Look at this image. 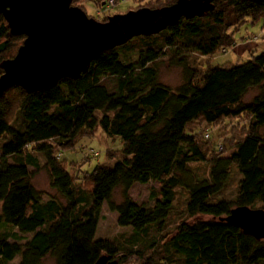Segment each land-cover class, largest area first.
<instances>
[{
	"label": "trees",
	"instance_id": "trees-1",
	"mask_svg": "<svg viewBox=\"0 0 264 264\" xmlns=\"http://www.w3.org/2000/svg\"><path fill=\"white\" fill-rule=\"evenodd\" d=\"M109 1L118 2L100 9ZM211 3L202 17L100 53L77 80L34 93L12 85L0 96V264H95L104 256L117 264H264V240L223 220L239 207L264 210V50L228 66L194 61L236 46L244 24L264 21V0ZM23 41L0 16V64ZM164 62L181 70L175 88L160 79ZM227 121L239 139L208 145ZM99 130L121 144L107 156L115 163L81 172L66 154ZM40 170L53 195L34 186ZM150 183L159 189L138 205L130 189ZM177 190L186 195L183 218L170 232ZM104 205L130 231L119 240L96 237ZM198 216L208 219L189 221Z\"/></svg>",
	"mask_w": 264,
	"mask_h": 264
},
{
	"label": "water",
	"instance_id": "water-1",
	"mask_svg": "<svg viewBox=\"0 0 264 264\" xmlns=\"http://www.w3.org/2000/svg\"><path fill=\"white\" fill-rule=\"evenodd\" d=\"M71 4L72 0H0V16L10 34L24 37L16 55L0 64V96L12 85L34 93L63 79L77 80L100 53L214 9L211 0H177L168 7L129 10L100 23ZM223 220L264 240L262 209L239 207ZM95 264L117 263L104 256Z\"/></svg>",
	"mask_w": 264,
	"mask_h": 264
},
{
	"label": "rangeland",
	"instance_id": "rangeland-1",
	"mask_svg": "<svg viewBox=\"0 0 264 264\" xmlns=\"http://www.w3.org/2000/svg\"><path fill=\"white\" fill-rule=\"evenodd\" d=\"M101 1L104 0H73L71 6L81 9L89 18H92L100 23H105L108 17L116 14H125L129 10L135 11L140 8H160L157 7V4H154L156 3V0H136L137 2L133 0H118V2H116L117 4L114 2L115 4L113 7L100 9ZM235 39L236 46L228 50V52L216 53L209 61L207 59L201 58L200 56L196 57V60L194 59V61L200 62L201 64H203L204 62L203 68L205 69L208 66H228L232 64L242 63L251 60L253 57L259 56L264 50V21H248L240 28L237 33H235ZM135 58L136 57L134 56L132 57V59ZM164 60L166 61V59ZM160 79L171 88H175L180 84L182 80L181 70L174 67H168L167 63L164 62L160 66ZM255 94V91L251 92L246 100H249V98ZM238 125L243 124L240 123ZM229 126V121L222 122V124H220L212 133L213 137H210V139L207 140L208 145L212 146L213 143L217 142L219 138H222L223 141V138L226 135L229 136V134V143L233 144L235 141H237L239 139V133L241 132V130H239L240 128L235 129L232 133H228ZM120 145L121 144L119 140L112 141L102 131L99 130L93 137L82 140L79 143L77 150L75 152H68V154H66V158L68 159V161H75L76 164H79V170L81 172H91L98 164H114L115 162L109 161L107 156L113 157L115 153L112 150H119ZM89 151L98 153V157L89 155L90 157L88 158L87 156L88 153H90ZM107 151H109L108 155ZM29 169L31 172H34L33 168L30 167ZM32 182L37 189L50 195L54 194L53 191L49 188V178L45 170L35 172L33 174ZM236 182L237 177L234 172L228 184L225 195H231ZM151 189L158 190L159 185L157 183H150L147 185L136 184L133 185L130 189L129 195L131 199L138 205H149V196ZM185 198L186 195L184 191L177 190L174 208L172 211L173 214L170 217V225L168 228L170 229V232L174 230L175 226L183 218ZM114 200L116 202H119L121 200L120 191H116V193L114 194ZM207 219L208 218L205 216H198L197 218L191 219L189 221ZM15 232L17 231L14 229L13 233ZM129 232V229H123L117 225V214L110 212L107 206L104 205L98 223L96 237L101 239L119 240L122 234H128ZM17 261L18 258H16L13 263ZM134 263L135 261L133 259L128 262V264ZM43 264H53V261L51 259H47ZM118 264L121 263L118 262Z\"/></svg>",
	"mask_w": 264,
	"mask_h": 264
},
{
	"label": "built area",
	"instance_id": "built-area-1",
	"mask_svg": "<svg viewBox=\"0 0 264 264\" xmlns=\"http://www.w3.org/2000/svg\"><path fill=\"white\" fill-rule=\"evenodd\" d=\"M114 2L113 1H109V3L105 6V8H110L114 6Z\"/></svg>",
	"mask_w": 264,
	"mask_h": 264
},
{
	"label": "bare ground",
	"instance_id": "bare-ground-1",
	"mask_svg": "<svg viewBox=\"0 0 264 264\" xmlns=\"http://www.w3.org/2000/svg\"><path fill=\"white\" fill-rule=\"evenodd\" d=\"M106 5V4H105Z\"/></svg>",
	"mask_w": 264,
	"mask_h": 264
}]
</instances>
